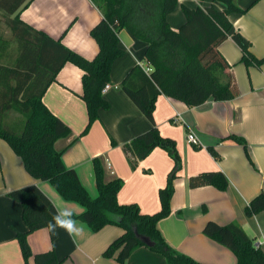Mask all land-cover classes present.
Returning a JSON list of instances; mask_svg holds the SVG:
<instances>
[{"label": "crops", "instance_id": "obj_1", "mask_svg": "<svg viewBox=\"0 0 264 264\" xmlns=\"http://www.w3.org/2000/svg\"><path fill=\"white\" fill-rule=\"evenodd\" d=\"M5 1L0 0V106L8 99L2 93L8 92L11 84L16 85L15 68L35 67V51L42 45L33 43L36 39L33 29L55 40L61 38L65 46L88 59L98 53V43L90 30L102 14L91 0H31L13 14L8 13L12 6ZM236 1L247 11L231 13L228 19L250 40L252 53L264 57V0ZM212 3V0H178L176 10L168 16L170 26L179 30L185 22L183 5L196 8ZM214 5L220 10L224 8L220 2ZM17 14L24 24H17L14 32L9 22ZM119 38L125 53L112 64L111 87L103 92L109 107L100 109V119L88 133L82 135L88 112L82 99L84 71L79 66L66 62L47 88L43 102L71 128V134L59 139L55 147L63 150L64 164L77 171L92 196L97 195L92 161L99 157L106 180L116 177L124 180L118 201L137 203L142 212L155 213L161 207L159 191L167 184L174 160L166 150L157 147L133 169L123 150L126 142L150 129L152 124L119 87L134 65L144 64L147 45L126 28L119 31ZM218 50L229 64L226 73L234 77L239 90L237 97L224 101L211 98L195 107L163 94L157 99L155 123L163 135L176 140L183 160L182 169L174 179L171 213L159 221L158 228L173 248L199 262L237 264L232 250L208 237L203 230L208 221L221 225L236 221L264 249V210L254 216L245 213L250 201L264 191V64L257 67L243 63L241 48L230 37ZM222 81H227L226 75H222ZM189 132L196 134L199 145L188 141ZM232 134L247 140L249 156L241 144L224 139ZM209 146L219 153L218 160L209 152ZM217 170L229 179L226 190L212 185L188 186L191 176ZM32 184L39 186L53 203L63 200L77 212L85 210L80 203L64 199L49 181L38 180L28 173L21 157L0 138V264H35L34 257L25 261L16 239L18 232L27 229L22 204L8 195L14 189ZM77 221L84 226V233L76 239L59 228L55 241L48 228L31 233L28 241L33 254L54 249L61 264H169L162 254L145 246L136 249L124 263L116 257H104L103 252L124 229L106 225L93 232L85 222Z\"/></svg>", "mask_w": 264, "mask_h": 264}, {"label": "trees", "instance_id": "obj_2", "mask_svg": "<svg viewBox=\"0 0 264 264\" xmlns=\"http://www.w3.org/2000/svg\"><path fill=\"white\" fill-rule=\"evenodd\" d=\"M30 1L6 0L5 3H10L12 7L7 11L13 14L21 7H26ZM91 2L102 14L101 20L90 30V35L99 46L96 56L88 59L65 46L61 38L55 40L33 29L36 35L33 43L42 46L36 47L37 50L35 48V67L31 70L15 68L16 85L11 84L8 92L2 93L8 99L6 104L0 106V138L5 139L21 157L25 169L34 178L49 181L64 199L76 201L85 207L84 212L75 218L85 222L93 232L106 225H118L124 229L103 252L104 257H116L118 262L124 263L136 249L145 246L162 254L169 264H204L173 248L158 228L159 221L171 213L174 179L182 169L183 160L176 140L160 132L154 112L157 99L162 94L182 101L189 107L202 105L211 98L224 101L237 97L239 90L234 77L226 73L229 64L218 47L230 37L241 48L243 63L257 67L264 64V57L258 58L252 53L250 40L237 31L228 19L229 14H242L247 9L241 8L236 0H212L211 5L196 8L183 5L186 20L179 30H174L168 16L176 10L178 0ZM214 2L222 3L224 8L218 9ZM9 23L14 32L17 24H24L19 14ZM124 28L147 46L144 64L134 65L119 87L140 108L152 126L126 142L123 150L133 169L157 147L166 150L174 160L167 184L159 191L161 207L155 213L142 212L137 203L121 204L118 193L124 180L118 177L106 180L103 162L99 157L92 161L97 188V195L92 196L77 171L64 164L63 150L59 151L55 147L59 139L71 134V128L43 102L47 88L56 80L62 66L68 61L79 66L84 71L82 99L88 112V122L82 135L88 133L92 124L100 119V109L109 107L103 89L111 83L112 64L125 53L119 38V31ZM146 67L151 70L147 72ZM222 75H226V82L222 81ZM12 109L25 119L21 128H12L5 120L6 114ZM224 139L241 144L249 156L248 142L244 137L232 134ZM112 144L117 145L114 140ZM208 150L215 159L220 158L213 146H209ZM206 185L226 190L229 179L221 170L204 171L188 179L190 188ZM8 195L22 204L27 229L18 232L16 239L25 261L34 257L35 264H61L62 260L54 249L33 254L28 241V236L34 231L48 228L55 211L51 199L35 184L14 189ZM263 210L264 191L250 201L245 213L254 216ZM203 232L232 250L237 264H264V249L238 222L221 225L208 221ZM50 234L52 241H55L56 232L50 231Z\"/></svg>", "mask_w": 264, "mask_h": 264}, {"label": "clouds", "instance_id": "obj_3", "mask_svg": "<svg viewBox=\"0 0 264 264\" xmlns=\"http://www.w3.org/2000/svg\"><path fill=\"white\" fill-rule=\"evenodd\" d=\"M54 213L52 220L48 222V229L55 233L56 230L63 229L70 237L76 239L84 233V226L80 224L75 218L82 214L63 200L53 203Z\"/></svg>", "mask_w": 264, "mask_h": 264}, {"label": "rangeland", "instance_id": "obj_4", "mask_svg": "<svg viewBox=\"0 0 264 264\" xmlns=\"http://www.w3.org/2000/svg\"><path fill=\"white\" fill-rule=\"evenodd\" d=\"M5 120L8 122V124L12 126V128L14 127L18 129L23 126L25 119L22 114L12 109V110H9L8 113L6 114Z\"/></svg>", "mask_w": 264, "mask_h": 264}, {"label": "built area", "instance_id": "obj_5", "mask_svg": "<svg viewBox=\"0 0 264 264\" xmlns=\"http://www.w3.org/2000/svg\"><path fill=\"white\" fill-rule=\"evenodd\" d=\"M151 69L149 67H146V71L149 72ZM111 87L110 84H107L105 86V88L103 89V92H105L106 90H108L109 88ZM188 141L194 145H199V139L198 137L196 136V134L194 132H189L188 133Z\"/></svg>", "mask_w": 264, "mask_h": 264}, {"label": "water", "instance_id": "obj_6", "mask_svg": "<svg viewBox=\"0 0 264 264\" xmlns=\"http://www.w3.org/2000/svg\"><path fill=\"white\" fill-rule=\"evenodd\" d=\"M145 241H147L148 243H150L148 239H145Z\"/></svg>", "mask_w": 264, "mask_h": 264}]
</instances>
